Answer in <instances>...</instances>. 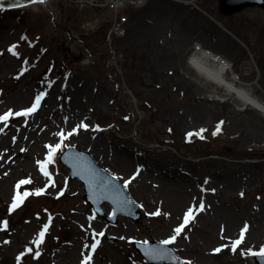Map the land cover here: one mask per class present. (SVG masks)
<instances>
[{"label": "rangeland", "instance_id": "obj_1", "mask_svg": "<svg viewBox=\"0 0 264 264\" xmlns=\"http://www.w3.org/2000/svg\"><path fill=\"white\" fill-rule=\"evenodd\" d=\"M53 8L0 13V116L23 111L46 93L35 113L0 122V264H82L90 252L85 245L95 239L100 244L91 264H147L132 241L168 239L201 201L204 210L172 246L184 262L254 264L249 250L264 248V117L188 60L196 44L227 58L239 82L264 101V10L225 17L216 0H153L128 11L126 36L110 46L108 15L96 25L100 11L61 6L56 14ZM82 123L88 127L78 128ZM74 129L48 165L54 181L48 186L38 161L45 160L47 145L61 143L60 132ZM68 148L96 155L122 182L135 176L128 185L142 220L119 217L111 225L95 217L83 184L57 162ZM25 179L31 183L21 194L46 191L10 211ZM158 209L160 215H149ZM49 217L37 249L34 241Z\"/></svg>", "mask_w": 264, "mask_h": 264}, {"label": "snow or ice", "instance_id": "obj_2", "mask_svg": "<svg viewBox=\"0 0 264 264\" xmlns=\"http://www.w3.org/2000/svg\"><path fill=\"white\" fill-rule=\"evenodd\" d=\"M31 3H44L46 2V0H30ZM15 46H13L12 48L9 49V51H12L13 55H16L17 53L15 52ZM23 71H27V69H24ZM23 71L21 72V75L23 74ZM46 93H40L39 95L36 96L33 104L31 107L24 109L23 111L20 112H15L13 113L11 110H9L8 112H6L4 115L0 116V122H4L6 124V122L9 120L10 117H12L13 115L16 116H30L31 114L35 113L40 105H41V101L44 99ZM221 124L223 122H220ZM79 127H83V128H87L88 126L86 124H81L78 126ZM75 129L73 130V132H69L67 134H65L64 132H60L59 136L61 139V143H57L54 146L53 145H47L46 147L48 148V154L45 158V160L43 162H39L38 161V165L40 168V171L42 172V174L45 177L49 178V185L48 186H54V181H52L51 179V174L48 171V165L53 163L54 157L56 156L57 152L60 151L62 149L63 146V141L67 140L71 135H73L75 133ZM203 131V130H201ZM220 131V127H217V130L215 133H213L214 135L217 134ZM189 137L192 135V133L188 134ZM15 139V138H14ZM21 151H24V149H21ZM139 174V172H137V175ZM93 180L101 185L104 184V178L102 176H100L99 174L93 173ZM115 179V177L113 178ZM131 179H135V176L131 177L129 180L125 181L123 187L127 188L128 184L131 182ZM31 180L30 179H25V180H21L17 183L16 185V194L14 195L13 198V202L10 206V211H14L15 209H17L18 207H20L24 200L29 196V195H42L44 194V192L46 191V189H37L34 193H30V192H24V193H20L19 192V188L22 185L25 184H30ZM60 195H63V191H61ZM241 195H243V193H241ZM204 203L201 201L198 209L190 207L186 213L183 216V220L181 222V224L179 226H177L173 231L174 234L169 237L168 239L162 240L160 241L161 245H172L176 242L177 237H179L181 235V233L185 230V228L192 222L195 220V216L197 211H203L204 210ZM160 211L159 209L155 212V213H150L149 215H160ZM94 218V217H93ZM51 224V217H49V223L45 224L42 228V230L39 232L37 239L34 241V243L37 245V249L39 248V245L43 243L44 241V237L45 234L48 231V228ZM3 228H7L8 226V221L5 220L3 221ZM223 231V229H222ZM248 231V225L246 224L244 226V228L241 230V234H240V238L235 240L232 245H231V250L233 252H235L237 250V248L242 244L244 236L246 234V232ZM96 236H104V232H99L95 234ZM121 239H123V237H121ZM100 244V240L99 239H95V242L91 245H85L86 248H90V252L88 255L84 256V259L82 260V264H91L92 261V253H95L97 247ZM144 245L148 244V241H144L143 242ZM28 252H32L33 250L31 248L27 249ZM214 251L219 252L221 251L220 248L215 249ZM146 254L149 256L150 259H163V258H171L173 260H177L178 258L175 256H172L170 251L166 250V249H160V248H146ZM249 254L254 255V256H264V248H261L259 252H251V250H249ZM23 255V254H22ZM40 252L37 250L35 252V256L39 257ZM18 261L21 259V257L17 258ZM179 264H191V262H184V261H180Z\"/></svg>", "mask_w": 264, "mask_h": 264}, {"label": "water", "instance_id": "obj_3", "mask_svg": "<svg viewBox=\"0 0 264 264\" xmlns=\"http://www.w3.org/2000/svg\"><path fill=\"white\" fill-rule=\"evenodd\" d=\"M27 0H0L1 4H19L23 3ZM29 1V0H28ZM219 3V10L222 15L225 16H233L237 13L242 12L246 8L260 6L264 9V0H218ZM52 7V6H51ZM53 8V7H52ZM54 9V8H53ZM57 14V10L54 9ZM73 169V177L78 176L82 179L83 183L85 184V191H86V202L91 203L94 205V209L99 207L105 201L111 202L115 208H117L118 214H125L128 218L132 219L134 222H137L141 219L142 213L140 212V206L136 204L131 198L126 194L125 189L117 186L116 183H113L114 193L108 192L106 189L107 187L103 184H99L97 182H93L91 179V174H86L85 171H81L79 167L72 168ZM93 174V173H92ZM106 187V188H105ZM117 195H116V194ZM115 196H119L122 202L113 201ZM117 214V215H118ZM137 250L144 255L146 261L150 262L151 264H179L180 261H183L180 257H178L177 253L169 248L168 246L161 245L158 243H148L144 245L142 243H136ZM146 250V248H160L166 249L170 251L172 256L177 257V260H173L171 258H163V259H150L149 256L142 251L141 249ZM260 263L264 264L263 259L259 260Z\"/></svg>", "mask_w": 264, "mask_h": 264}, {"label": "bare ground", "instance_id": "obj_4", "mask_svg": "<svg viewBox=\"0 0 264 264\" xmlns=\"http://www.w3.org/2000/svg\"><path fill=\"white\" fill-rule=\"evenodd\" d=\"M188 64L203 78L223 88L229 96L240 100L244 107L253 109L264 117V101L250 93L247 86L239 82V78L225 75V66L220 65L212 53L195 46ZM95 159L98 160L96 155Z\"/></svg>", "mask_w": 264, "mask_h": 264}, {"label": "built area", "instance_id": "obj_5", "mask_svg": "<svg viewBox=\"0 0 264 264\" xmlns=\"http://www.w3.org/2000/svg\"><path fill=\"white\" fill-rule=\"evenodd\" d=\"M77 1H86L87 3H94V2H97V1H102L103 5L104 6H109L111 8H117L119 7L120 5H122V3L125 1V0H77Z\"/></svg>", "mask_w": 264, "mask_h": 264}]
</instances>
